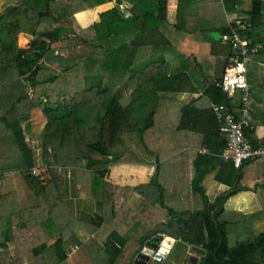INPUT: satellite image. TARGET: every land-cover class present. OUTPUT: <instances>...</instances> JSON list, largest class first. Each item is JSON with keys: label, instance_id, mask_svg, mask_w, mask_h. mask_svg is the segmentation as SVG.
I'll list each match as a JSON object with an SVG mask.
<instances>
[{"label": "trees", "instance_id": "obj_1", "mask_svg": "<svg viewBox=\"0 0 264 264\" xmlns=\"http://www.w3.org/2000/svg\"><path fill=\"white\" fill-rule=\"evenodd\" d=\"M110 1L114 6L100 13L98 21L80 25L78 12ZM245 1L178 0L175 24L167 19L168 0H23L0 13V121L22 155L20 173L26 185L39 200L44 194L54 199L43 208L19 207L8 214L24 229L28 243L0 251V264H73L65 246L76 238L79 226L93 233L99 247L79 240L75 258L85 257L91 264H133L146 241L158 233L174 237L184 251L189 246L205 250L198 264H264V231H257L264 226L255 223L258 215L227 209L229 195L216 199L213 215L202 185L215 172V179L231 185L240 177L234 193L242 191L245 164L263 159L238 168L232 161L222 162L227 137L212 105L223 103L240 118V94L229 96L217 86L224 71L215 75V60L194 54L190 69V55L181 48L189 38L214 49L224 42L227 56L235 52L229 40L218 41L211 32H230L224 11L242 9ZM249 1L245 13L252 26L245 35L250 47H262L248 64L252 104L245 135L258 145L264 143V137L256 136V128L264 125V102L252 64L264 63V0ZM203 5L208 12H202ZM21 33L31 36L29 47L18 45ZM79 44L90 52L78 60L61 53ZM188 86L199 95L186 102L179 92ZM40 109L46 115L41 140L30 129L32 115ZM156 127L165 130L159 150L144 139ZM27 134L34 136L31 142ZM137 135L157 157L150 181L135 186L110 182L107 176L116 164L149 163L135 148ZM200 147L207 153L190 155ZM184 149L187 154L182 156ZM174 157L192 168L189 191L169 193L160 179L164 163L165 168L174 167L166 164ZM69 170L75 172L78 188L102 207L91 222L75 216L60 198L59 176ZM136 193L143 201L133 208L128 202ZM12 202L11 196L3 201L5 213L16 208ZM106 221L113 230L98 241L97 231ZM4 226L0 223V248L6 250Z\"/></svg>", "mask_w": 264, "mask_h": 264}, {"label": "crops", "instance_id": "obj_2", "mask_svg": "<svg viewBox=\"0 0 264 264\" xmlns=\"http://www.w3.org/2000/svg\"><path fill=\"white\" fill-rule=\"evenodd\" d=\"M249 2H250L249 0L245 1L242 9L231 12L224 11L223 17L225 22L230 24L228 19L229 16L248 17L245 11L249 8ZM113 6H114V1H110L102 5H99L95 8L78 12L76 16L78 17L77 19H79L78 21H80L84 27H87L99 19L101 12L111 9ZM177 11H178V0H168L167 19L172 24L177 23ZM208 11H209V7L207 5H203L202 12L206 13ZM216 40L219 41L220 39H216ZM181 48L184 53H188L190 55V56L188 55L189 56L188 65L190 69L193 67L195 63L194 54H196L198 57H204V58L205 56L207 57L208 55L209 56L208 59L216 61V66H217L215 73L216 76H220L221 71L222 70L224 71L228 49H229L227 47V44H225L224 42H219L217 44V48L214 49L210 43L203 44L199 42H194L191 39L187 38L185 41L181 42ZM252 68L256 69V74H255V76H257L256 80H258L260 84L259 93H260V97H262V100L264 102V74H263L264 63H261L257 66L252 64ZM179 95L184 101L188 102L194 99L195 97H197L199 93L195 92L190 86H188L183 88L179 92ZM256 136L259 139H262L264 137V125H259L256 128ZM207 151L208 149L206 147H200V148L192 149V152L191 151L189 152H191L190 155H195L197 152L207 153ZM136 164L139 165L137 168L148 167L149 172H146V170H144L143 173L138 172V175L135 176L133 182L129 181L130 183L126 181L118 182V183L114 182V183L120 185H131V186L139 185L142 183H148L151 179V176L154 173L155 163L149 161V163H142V164L136 163ZM187 171H188L187 174L192 179L191 166L187 168ZM3 179L4 176L2 177L1 181ZM59 180H60L59 183H61L60 198L62 199L64 205L68 209H70L75 216H78L83 220L86 221L88 220L91 222L95 217H98L102 214V207L98 203V201L95 200L91 195H87V191L85 190L81 191L78 188L74 171L72 172V170H69V172L62 174L61 176H59ZM238 180H240V177L236 179V182L233 185L225 183L223 181H218L217 179H215V172H213L211 174H208L204 178L202 185L205 188L206 195L210 200V204L212 203L215 206V201L218 197H221L223 195H229L228 200L225 204L227 209L236 212H243L246 215L256 214L258 216H255V223L260 226H264V215L259 214L261 211L264 210V158L261 159L260 161H253L245 164V167L243 169L241 184L246 189L234 193V188L238 185ZM133 197L135 199L139 198L137 196V193L133 195ZM25 200L26 199H24L23 201ZM30 200L31 199L29 198L27 202L29 203ZM35 205L38 204L34 199V201L30 205L27 206L23 205L20 207L24 209ZM19 227L20 226L13 225L12 227L6 229L4 234V239L7 242L8 248L6 250L0 248L1 252L14 250L17 249V247H21L20 242H24L26 244L28 243V238L25 237L26 236L25 233H22ZM102 228L100 229V232L103 236L104 230ZM76 231H77L76 238L75 239L69 238L68 243L65 246L67 255L70 260L71 259L73 260V264H91L85 257H78L77 260L75 257L80 251L79 240L82 242L89 239L91 240L93 237V233L86 230L82 226H79ZM17 233L20 234L18 235ZM23 250L27 251V247H24Z\"/></svg>", "mask_w": 264, "mask_h": 264}, {"label": "rangeland", "instance_id": "obj_3", "mask_svg": "<svg viewBox=\"0 0 264 264\" xmlns=\"http://www.w3.org/2000/svg\"><path fill=\"white\" fill-rule=\"evenodd\" d=\"M22 1L23 0H0V6H1L0 7L1 8L0 13L5 12V11H9L12 7H15L16 5L20 4ZM77 20H79V19H77ZM79 23L81 26H83L80 21H79ZM30 42H31V36L29 34H26V33L19 34V37H18V45L19 46L29 47ZM89 52H90V48L86 45H83V44L76 45L73 48V50L70 48H67V49L61 51V53L64 56L71 57L74 60L75 59L78 60L80 57H83L84 55L88 54ZM263 74H264V72H263ZM74 78L75 77L73 76L72 80ZM123 101H124V103H126L127 99L123 98ZM3 109H4L3 107L2 108L0 107V115H1V113H3L2 112ZM45 121H46V115L44 113H42V109L36 111L35 114L32 115L30 129L34 134L38 135L40 140L43 139L42 131H43V126H44ZM7 134H8V131L5 129L4 123L2 121H0V171H2L3 175H4V179L0 182V214L3 215V219L0 218V223H1V225L5 224V226L3 227L4 230H6L7 228H10L14 225L12 223L11 219H8L7 216H8V214H11L12 211H16V209L19 208L20 206L30 205L35 199L36 203L39 206L41 205V207L43 208V206L45 205V202L51 203L54 200V199L49 198V196L51 194H44L43 195L44 199L39 200L37 198L36 194L34 193V191H32L30 188L27 187V185L24 182V179L20 173V168H21V165L23 164L22 155L18 151V147H16V144H13V142H12L13 140H12L11 136H7ZM27 137H28V141L31 142L30 139H32L34 136L27 134ZM136 138L137 139H136V144H135L136 147L135 148L140 153L142 158L147 159L148 161L155 163V161L157 160L156 155L155 154H153V155L149 154L146 151V149L144 148V145L140 141V138L138 135L136 136ZM144 139L146 140V142L148 143L150 148H153L154 150L155 149L159 150L163 147V145L165 143L164 142V140L166 139L165 138V130L161 129L160 127L150 129L144 135ZM171 148H173V146ZM137 151H135V154H138ZM186 151L187 150H185V149L181 150V155L183 156L185 153L187 154ZM130 156H132V155H130ZM181 157H176V158L174 157L168 161L166 160L167 161V163H166L167 167L169 166L170 163L174 164L173 165L174 167H172L171 169L165 168V163H164V166L160 170V177H161L160 179L163 181V183H164L163 185L165 186V188L168 187L167 192H169V193H171V191H173V192L177 191L178 189L180 191L181 190H188L189 191V186L191 185V182H190L191 178L187 174L188 171L186 168V163L184 162L183 158H181ZM136 159L137 158L135 157V159H133L132 161H136ZM83 163H86V162L84 161ZM140 164H142V163H140ZM156 165L157 164H155L154 167ZM138 166L139 165H137L135 162H128V163L123 162L120 164H116V165L111 167V172L107 176V179L113 183L114 182L115 183L125 182V181L126 182H129V181L133 182L135 176L138 175V172L143 173L144 170H146V172H149L148 167L137 168ZM135 169H136V171H135ZM166 180L169 181L168 186H166V184H165ZM7 196H11V201H13L11 204H13L16 208H12L14 210H10V211L8 210L5 213L2 206L6 205L5 203H3V201H5L7 199ZM44 196H48V197H44ZM137 196L139 197L138 199H135L133 197L131 199V201L128 202L129 206H131L133 208H137V206L143 201L141 196H139L138 194H137ZM29 198L31 200L28 203L27 201ZM24 199H26V200L23 201ZM229 207H230V205H229ZM261 213H263V212H261ZM262 215H264V213ZM15 226H20V225L16 224ZM256 228H258V227H256ZM100 229L98 230V233H99ZM102 229L104 230V235L102 236V234L100 232L98 235V238H97L98 241H101V238H104V237L106 238V236L109 233H111V231L113 230V227L111 226V223L109 224L106 221L103 224ZM259 230L264 231V228L263 227L258 228L257 231H259ZM21 231H22V233H24V229L22 227H21ZM93 231L95 232L97 230L93 229ZM125 233L126 232H124V234ZM134 234H137V233L134 232ZM161 234L166 235L164 233H161ZM85 241H88L87 243H89V242H93L94 244L97 243L94 238H92L91 240L89 239V240H85ZM93 246L97 247V248L99 247L98 243L96 245H93ZM175 247L179 250H177L173 247V249L167 255V257L163 261L157 260L156 264L158 262H160L159 264H184V263H186L187 258H189L188 256H190V255L197 256V254L194 253V250H193L194 247H192V246H189L185 251H184L185 246L182 244H176ZM150 263L151 262H149L147 264H150Z\"/></svg>", "mask_w": 264, "mask_h": 264}, {"label": "built area", "instance_id": "obj_4", "mask_svg": "<svg viewBox=\"0 0 264 264\" xmlns=\"http://www.w3.org/2000/svg\"><path fill=\"white\" fill-rule=\"evenodd\" d=\"M230 32L221 35L223 40H229L235 52L229 54L222 79L217 86L229 96L240 94L241 116L238 118L227 105L214 104L213 111L221 123V131L227 137L226 147L221 153L222 162L232 161L235 167H240L245 161L264 158V143L255 145L245 135V128L250 126L251 85L248 81V64L262 46L250 47L245 32L252 26L249 17L229 16ZM32 174L37 175L36 168ZM1 178V175H0Z\"/></svg>", "mask_w": 264, "mask_h": 264}, {"label": "water", "instance_id": "obj_5", "mask_svg": "<svg viewBox=\"0 0 264 264\" xmlns=\"http://www.w3.org/2000/svg\"><path fill=\"white\" fill-rule=\"evenodd\" d=\"M211 35L215 39L221 38V34L218 31L211 32ZM209 208L212 210L213 215H215L216 211L214 204H209ZM175 242L176 239L174 237L158 233L157 235L146 241L143 249L135 257L133 264H147L151 262L152 259L163 261L173 249ZM194 249L201 255L205 254V250L203 249H200L198 247H194ZM190 260L194 264L198 263V257L196 256L191 258Z\"/></svg>", "mask_w": 264, "mask_h": 264}, {"label": "flooded vegetation", "instance_id": "obj_6", "mask_svg": "<svg viewBox=\"0 0 264 264\" xmlns=\"http://www.w3.org/2000/svg\"><path fill=\"white\" fill-rule=\"evenodd\" d=\"M194 249V248H193ZM194 253H196L197 254V256L196 257H198V263H199V260H200V253H198L195 249H194ZM189 258H187V260H186V263H184V264H194V263H192V261L190 260L191 258H193V257H195V256H193V255H190V256H188ZM156 261L157 260H154V259H152L151 260V263L152 264H156ZM189 261V262H188ZM160 262H158L157 264H159ZM197 263V264H198Z\"/></svg>", "mask_w": 264, "mask_h": 264}]
</instances>
